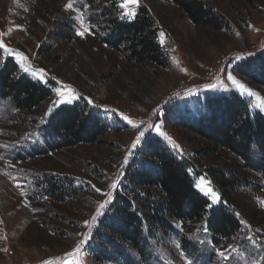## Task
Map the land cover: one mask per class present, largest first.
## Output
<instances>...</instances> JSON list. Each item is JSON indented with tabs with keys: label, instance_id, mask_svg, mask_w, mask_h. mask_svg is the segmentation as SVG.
Masks as SVG:
<instances>
[{
	"label": "rangeland",
	"instance_id": "1",
	"mask_svg": "<svg viewBox=\"0 0 264 264\" xmlns=\"http://www.w3.org/2000/svg\"><path fill=\"white\" fill-rule=\"evenodd\" d=\"M91 1L101 0H0V42L13 50L10 54L0 49V70L12 60L20 75L53 89V97L41 115L27 119L35 124L20 132L5 129L9 122L18 121L20 112L11 100L0 97V264H187L188 260L192 264H264V180L256 191L246 189L244 194L260 215L254 222L229 205L206 174L195 179L196 191L210 201V210L223 204L242 225L230 240L222 245L214 242L208 228L209 212L192 233H185L188 246H184L183 235L177 233L158 232L153 239L146 226L148 260L122 248L124 257L118 260L96 258L101 247L97 241L100 224L123 184L125 170L137 157L136 150L148 138H160L180 159L191 158L204 141L188 132L184 123L209 116L210 99L233 93L245 100L251 115L264 117V87L254 83L242 68L264 54V0H204L222 18L219 29L198 27L173 0H139L133 7L135 17L141 7L154 17L158 42L167 56L162 65L131 61L128 54L109 47L104 42L109 23H97L104 8L115 11L120 21L135 17L121 19L120 0H102L97 8ZM70 2L74 9L83 11L85 22H91L95 34L83 38L76 34L79 23L75 17L80 12L68 9ZM16 52L27 57L25 66L31 71H23L20 65L24 62ZM229 56L226 77L231 75L255 96H248L228 78L218 87H207V75ZM188 82L204 90L171 105L170 99ZM57 89L65 93V100L76 98L54 105L59 99ZM75 103L87 107L106 127L107 134L100 142L54 149L43 121L61 106ZM49 108L52 111L47 114ZM121 113L133 123L124 120ZM146 123L152 127L132 150ZM157 126L171 137V142L157 132ZM40 150L47 153L37 155ZM32 153L36 156L30 157ZM117 181L113 190L111 185ZM52 182L70 192L59 194L61 198L50 196L44 188ZM209 188L217 194L215 203ZM110 191L112 202L91 227L86 226L107 198L102 193ZM175 228L184 233L179 225ZM78 246L80 252H74ZM223 250H227L229 259L217 254ZM128 257L134 261L131 263Z\"/></svg>",
	"mask_w": 264,
	"mask_h": 264
},
{
	"label": "trees",
	"instance_id": "2",
	"mask_svg": "<svg viewBox=\"0 0 264 264\" xmlns=\"http://www.w3.org/2000/svg\"><path fill=\"white\" fill-rule=\"evenodd\" d=\"M173 1L198 27L219 29L223 24L222 18L204 0ZM92 2L91 6L97 8L102 0ZM97 18L98 24L109 23L110 31L104 42L128 54L129 60L160 65L166 61L154 17L145 7L129 22L120 21L115 11L105 8ZM251 63L242 66L243 70L254 83L264 87V54ZM52 90L47 84L20 75L17 65L8 60L0 70V97L11 100L20 113L16 117L18 121L9 122L5 129L20 132L23 127L31 128L36 121L27 119L41 115V110L53 97ZM208 103L209 116L192 124L184 123L188 132L204 141L191 158L180 159L158 137L148 138L142 148L136 150L137 157L125 170L123 184L100 224L97 241L101 247L96 252L97 260L123 258L121 248L144 259L148 230L153 239L158 232L183 235L184 246H188L185 233H192L209 212L208 228L214 234V242L222 245L224 240H230L242 225L223 204L210 210V201L194 187L195 179L203 174L210 176L220 196L240 214L254 222L255 218L259 219L260 215L244 194L246 189L256 191L264 180V117L251 115L245 100L235 93L210 99ZM43 122L54 149L100 142L107 134L102 122L87 107L77 103L61 106ZM46 153L40 150L37 155ZM48 187L44 189L56 198L70 192L57 182L49 183ZM240 188L245 189L244 193L239 192ZM177 225L184 233L175 228ZM206 258L210 259L211 255Z\"/></svg>",
	"mask_w": 264,
	"mask_h": 264
},
{
	"label": "snow or ice",
	"instance_id": "3",
	"mask_svg": "<svg viewBox=\"0 0 264 264\" xmlns=\"http://www.w3.org/2000/svg\"><path fill=\"white\" fill-rule=\"evenodd\" d=\"M139 5V0H120V5H119V8L121 10V19H124V18H134L136 13L135 11L133 10V7L135 6H138ZM68 9H73V10H76V11H79L80 14L77 15L75 17V19L78 21L79 23V27L77 28V32L76 34L81 36L82 38L86 36V34L88 35H92V34H95L93 32V26L91 25V22L88 21L87 23L85 22L84 18H83V11L81 9H74V4L72 2H70L67 6H66ZM0 49H3L4 51L8 52V53H12L13 50L11 49H8L2 42H0ZM15 56L22 62L24 63H21V68L23 69L24 72H29L31 71V68L30 66H25L26 62H27V57L24 56L23 53H20V52H16L15 53ZM43 71V70H41ZM33 75H38V73H33ZM41 79H43V77H40ZM229 80H232L233 84H237L241 89H243V92L245 94H247L248 96H255L256 93L252 92L250 89H248L245 85H243L242 83H240L239 81H237L234 77H232L231 75H228L227 77ZM208 87H214V85H209ZM56 94L57 96L59 97V99L57 101H54V105L55 104H59V103H71L73 99H75L76 97H72L70 96L67 100L64 99L65 97V93L62 92L60 89H57L56 90ZM91 102V101H90ZM262 107H264V105H262ZM52 111L51 108L48 109V113L47 114H50ZM105 111H109L108 109H105ZM121 116L123 117L124 120L128 121L129 124H132L133 121L129 120L127 116H124L122 113H121ZM149 127H152V125H150ZM157 132L161 135V136H164L165 139L169 140L171 142V137H168L164 132H162L160 130V128L157 126L156 128ZM145 136V132L144 131H140L139 134L137 135V137L135 138L134 142L132 143L131 145V149L132 150H135L137 148L138 145L141 144V141H142V138ZM175 147H178L176 145H174ZM129 155H131V152L129 153ZM127 163V158L125 159V164ZM117 185H118V181L117 182H113V184L111 185V188L113 190H115L117 188ZM17 187H21L20 185H17ZM97 192H100L101 190L100 189H96ZM103 195H105L107 198L101 202L99 204V207L96 211V214L92 217V221L91 223L89 222H86V226H89L91 227V224H94L97 217H99L100 215L103 214V210L106 208V206L108 204H110L112 202V199H113V192H107V193H102ZM208 194L211 196L212 198V202L215 203L216 202V199H217V194L211 190V188L208 189ZM46 198V197H45ZM209 207H211V205H209ZM90 235V233H89ZM87 240V237H85V241ZM84 241H82L83 243ZM74 252H80V247L78 246ZM74 253H69L68 255L71 256L73 255ZM221 258L227 260L229 259V256L227 255V250H223V251H218L217 253ZM45 264H52L51 261H47L45 262ZM187 264H192L191 260H188L187 261Z\"/></svg>",
	"mask_w": 264,
	"mask_h": 264
},
{
	"label": "built area",
	"instance_id": "4",
	"mask_svg": "<svg viewBox=\"0 0 264 264\" xmlns=\"http://www.w3.org/2000/svg\"><path fill=\"white\" fill-rule=\"evenodd\" d=\"M232 57H233V55L231 56V58ZM229 59H230V56L224 57L219 62V68L212 70L207 75V77H206L207 78V80H206L207 87L209 85H214V87H218V86L226 83L227 77H226V72H225L224 68H225V65L228 63ZM192 83L193 82L184 83L182 86L179 87L178 94L175 97H173V100L170 99L171 105H176L177 103L182 101L183 98L204 90V88H199L195 84H192ZM150 125H151V123H146L145 126L143 127L142 131H144V132L149 131V128H151V127H149Z\"/></svg>",
	"mask_w": 264,
	"mask_h": 264
}]
</instances>
